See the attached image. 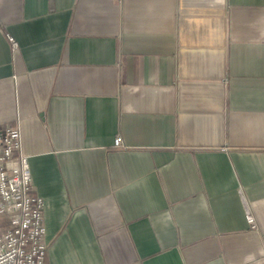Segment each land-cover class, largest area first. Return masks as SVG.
Masks as SVG:
<instances>
[{
	"label": "crops",
	"instance_id": "0c3cea01",
	"mask_svg": "<svg viewBox=\"0 0 264 264\" xmlns=\"http://www.w3.org/2000/svg\"><path fill=\"white\" fill-rule=\"evenodd\" d=\"M7 125L48 264H264V0H0Z\"/></svg>",
	"mask_w": 264,
	"mask_h": 264
},
{
	"label": "built area",
	"instance_id": "2783aa9c",
	"mask_svg": "<svg viewBox=\"0 0 264 264\" xmlns=\"http://www.w3.org/2000/svg\"><path fill=\"white\" fill-rule=\"evenodd\" d=\"M8 38L17 48V41ZM44 209V198L35 193L29 156L23 152L21 127L7 125L0 129V264H48ZM247 219L256 228L250 211Z\"/></svg>",
	"mask_w": 264,
	"mask_h": 264
}]
</instances>
